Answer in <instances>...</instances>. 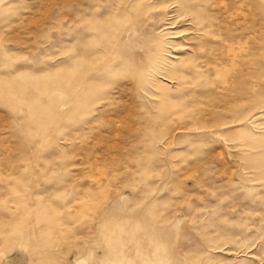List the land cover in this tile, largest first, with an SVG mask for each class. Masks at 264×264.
<instances>
[{"label": "rangeland", "instance_id": "rangeland-1", "mask_svg": "<svg viewBox=\"0 0 264 264\" xmlns=\"http://www.w3.org/2000/svg\"><path fill=\"white\" fill-rule=\"evenodd\" d=\"M0 264H264V0H0Z\"/></svg>", "mask_w": 264, "mask_h": 264}]
</instances>
